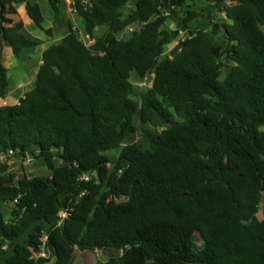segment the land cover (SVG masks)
I'll return each mask as SVG.
<instances>
[{
	"label": "trees",
	"instance_id": "trees-1",
	"mask_svg": "<svg viewBox=\"0 0 264 264\" xmlns=\"http://www.w3.org/2000/svg\"><path fill=\"white\" fill-rule=\"evenodd\" d=\"M21 4L52 34L34 0H0V54L18 60L41 44ZM48 5L62 26L63 2ZM72 5L84 35L104 34L87 46L66 22L32 87L0 102V264H71L69 247L100 248L98 264H264V0ZM8 86L0 61L1 101ZM138 130L147 148L124 145ZM25 157L49 174L16 177L10 159ZM43 235L48 257H34Z\"/></svg>",
	"mask_w": 264,
	"mask_h": 264
},
{
	"label": "rangeland",
	"instance_id": "rangeland-1",
	"mask_svg": "<svg viewBox=\"0 0 264 264\" xmlns=\"http://www.w3.org/2000/svg\"><path fill=\"white\" fill-rule=\"evenodd\" d=\"M63 2V25L58 26L52 16V11L48 5V0H37L43 17H44V26L50 27L52 30L51 36H47L44 31L30 24V21L24 11L23 7H16L18 17L22 18L25 23L24 36L29 35L32 39L38 40L41 44L29 52L25 53L22 60H18L12 56L11 49L4 47L0 54L1 63L8 69L9 75V86L6 92V95L9 97L6 102L8 105L14 104V102L21 97L25 91L30 89L33 85L35 73L37 71L38 66L41 63V51L46 47L50 46L58 42L62 36L67 32V28L65 23L69 22L74 29L77 31L79 38L84 42L85 45H91L96 38L102 36L106 31V26H100L95 29L93 37H89L83 34L80 24L79 18L76 16L73 10L72 2L73 0H61ZM132 7V3L128 5V9ZM222 15H216L215 19L217 23H221ZM17 19V17L15 18ZM162 28L167 31H172L175 29V25L173 21H166ZM217 29V28H216ZM264 30V29H263ZM129 30L127 29L123 33L119 35L120 39H125L128 36ZM188 37L186 32H179L178 36L175 40L164 47L161 58L163 57H172V49L173 47L180 41ZM223 65L222 72L225 73L226 68L232 65V62L227 60L225 57L221 59ZM132 83L138 87L139 90H144L148 86V79H143L141 81L137 80L132 76ZM15 100V101H14ZM1 102V100H0ZM135 125L139 123V117L136 115L134 119ZM136 143L143 146V148H147V143L143 140L141 131H137L134 133L129 139L124 142L125 144ZM118 149L111 150L107 152V155L114 160L117 157ZM10 170L13 172L16 177H21L23 175L26 176H46L48 175V171L42 167L37 161L31 159L30 157H25L22 159H10ZM68 247V246H67ZM73 253L71 264H98L104 262L107 259V254L101 250L94 251H85L81 252L76 248L69 247ZM45 264H54L53 260Z\"/></svg>",
	"mask_w": 264,
	"mask_h": 264
},
{
	"label": "built area",
	"instance_id": "built-area-1",
	"mask_svg": "<svg viewBox=\"0 0 264 264\" xmlns=\"http://www.w3.org/2000/svg\"><path fill=\"white\" fill-rule=\"evenodd\" d=\"M84 179H87L86 176L83 177ZM61 216L64 217L65 214L64 213H61ZM47 240V236L46 235H43L41 238H40V241H41V246H40V251L38 253H36L34 255V257H48V254L46 252V248H45V242Z\"/></svg>",
	"mask_w": 264,
	"mask_h": 264
},
{
	"label": "crops",
	"instance_id": "crops-1",
	"mask_svg": "<svg viewBox=\"0 0 264 264\" xmlns=\"http://www.w3.org/2000/svg\"><path fill=\"white\" fill-rule=\"evenodd\" d=\"M34 2H36V3L38 4L37 0H34ZM38 5H39V4H38ZM18 7H20V8L23 7V9H24V4H21V5H19ZM16 11H17V9H16ZM24 11H25V9H24ZM17 13H18V12H17ZM19 19H21V21H22V23H23V28L25 29V23H24V21L22 20V18H20V16H19ZM42 51H43V50H42ZM42 51H41V52H42ZM22 96H23V95H22ZM22 96H21V97H22ZM21 97H18V99L21 98ZM8 98H9V97L6 95L5 99H4L3 101H1V103H2L3 105H5V104H6L5 101H7ZM18 99H17L16 101L14 100V101H15L14 104L17 103Z\"/></svg>",
	"mask_w": 264,
	"mask_h": 264
},
{
	"label": "water",
	"instance_id": "water-1",
	"mask_svg": "<svg viewBox=\"0 0 264 264\" xmlns=\"http://www.w3.org/2000/svg\"><path fill=\"white\" fill-rule=\"evenodd\" d=\"M214 29H216V28H214ZM219 50H220V48H213L212 50H211V53H212V55L215 57V58H219ZM160 120H162V117H160ZM98 250H101L100 248H98ZM102 251V250H101Z\"/></svg>",
	"mask_w": 264,
	"mask_h": 264
}]
</instances>
